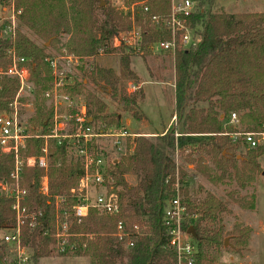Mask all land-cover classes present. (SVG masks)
Returning <instances> with one entry per match:
<instances>
[{
  "label": "trees",
  "instance_id": "1",
  "mask_svg": "<svg viewBox=\"0 0 264 264\" xmlns=\"http://www.w3.org/2000/svg\"><path fill=\"white\" fill-rule=\"evenodd\" d=\"M112 1L14 0L16 9H20L18 26L10 40L0 37V67L6 68L10 64L9 48L28 59L31 78L37 86L35 112L27 122L29 132L45 134L52 125V110L45 107L42 96L52 79L49 47L57 51L63 48L80 58L94 57L101 48L104 53H119L117 71L93 63L90 79L110 91L133 118L142 117L137 110L142 90L127 92L124 89L126 81H139L130 66L135 49L112 43L115 32L131 28V14L129 10L124 12L115 8ZM131 1L134 0H126V5ZM146 3L148 10L134 15V23L142 30L139 44L142 51L149 50L148 46L154 41L171 38L162 21L170 12V0H146ZM203 3L207 4L206 9L202 7ZM198 6L188 23L194 30L193 36L199 35V41L182 47L176 40L172 54L174 111L181 123L182 134L175 138V128H169L157 136L158 143L141 135L132 142L127 139L125 152L118 158L113 157L114 160L105 166L104 184L108 190L116 192L123 203L119 214H105L90 207L80 221L71 215L70 206L75 199L71 197L70 189L78 186L83 164L64 144L55 140L48 143L49 196L40 192L44 169L37 165L23 166L22 183L27 189L23 204L28 216L20 228V242L30 253L32 263L57 250L63 256H86L88 264H177L176 253L168 244L169 228L163 218L166 201L175 197L176 188L187 212L195 215L182 224L184 230L192 227L190 237L196 249L194 264L214 261V254L224 243L220 215L226 210V204L211 192L201 197L192 194L185 169L176 164L169 152L178 149L179 143L181 147L189 143L192 151L205 154L217 170V178L231 170L241 187L253 179L255 173L262 172L258 158L264 153L263 144L249 148L241 139L234 142L221 133L234 130L230 125L224 126L232 112L238 115L243 130H264V12L229 13L217 7L214 0H198ZM152 15L159 16L158 25L151 22ZM84 85V79L74 78L67 91L83 94ZM17 87L15 78L0 74V111L9 109ZM86 101L92 122L106 127L121 126L118 112L108 111L106 103L97 94L88 93ZM200 102L205 105H198ZM43 145V138L30 137L20 152L24 157L39 156ZM95 150L100 151L99 148ZM13 161L12 153L0 150V182L10 180ZM195 162V168L201 174L211 179L215 177L210 166L204 164L203 156H198ZM127 173L139 177L135 185L126 181ZM56 196L63 198L59 203V218L68 223L69 236L62 250L53 236L57 220ZM123 199H127L125 204ZM12 202V197L0 190V233L15 223ZM119 220L130 234L123 240L114 234ZM133 223L140 225V234L131 231ZM250 231L248 227H235L228 233L232 238L226 249L242 251ZM128 240L132 241L131 246L125 245ZM4 244L0 239V261Z\"/></svg>",
  "mask_w": 264,
  "mask_h": 264
},
{
  "label": "built area",
  "instance_id": "2",
  "mask_svg": "<svg viewBox=\"0 0 264 264\" xmlns=\"http://www.w3.org/2000/svg\"><path fill=\"white\" fill-rule=\"evenodd\" d=\"M5 5L2 7V24L0 29V37L10 40L14 34V30L18 23V14L20 9H16L14 0H1ZM198 6L197 0H170V12L162 21L166 28L170 31L171 38L169 40H159L153 44L160 50L174 52L176 40L182 47H187L190 43L199 41V35L193 36V28L188 23V18L192 15L195 7ZM120 9L126 12L130 11L131 28L128 31L116 32V36L120 33L118 40L121 44H130L131 48L139 50L141 40V28L134 23L135 13L145 12L148 10L146 0H134L126 5V0H121ZM151 22L159 24L160 19L157 15L151 16ZM62 52L57 56L49 58L51 66L52 79L48 82L47 88L42 95L50 104L52 110V125L49 131L45 134H33L28 131L26 125L19 120L16 110V99L22 91L27 93L33 91L34 83L31 78L28 60L23 56H18L13 48L7 50L10 56V64L6 68L0 69V74L9 78H15L18 82V87L15 93V98L9 104L10 109L0 113V150L4 153L13 154V167L9 174V182H0V190L13 199L12 209L15 212L14 225L1 233L0 239L7 245L11 246L13 252L14 264H28L30 255L25 247L20 242V228L24 223V218L28 216L24 206L26 187L22 184V168L24 165H37L44 169L45 174L41 178L40 192L49 196V181L47 169L49 164V141L55 140L58 144H64L77 155L83 164V173L79 178L78 186L70 189V195L75 201L70 206L71 215L80 221L86 216L90 207L97 208L101 213L119 214L123 203L120 202L116 192L108 190L104 184L103 171L105 164L101 154L95 149L106 150L105 146L100 144L101 139H106L110 146L121 153L126 150L127 139L130 142L137 136L138 133H132L126 128L105 126L92 122V118L88 113L89 106L81 96V94H71L67 91V86L72 84V79L67 72L70 68H61L60 59L72 61V64L78 66L81 58L73 53L67 52L62 48ZM98 52H102L99 49ZM63 65V64H62ZM64 66V65H63ZM138 88L137 84H129V91ZM91 118V120H89ZM238 116L232 112L229 119L224 123V126L230 125L234 128L233 131H224L221 134L228 135L232 141L241 139L242 142L249 148L260 145V139L264 137L262 131H245L235 126L238 122ZM163 132L162 134H164ZM161 134V135H162ZM175 136L180 135L177 131ZM39 137L43 138L44 145L42 153L39 156L24 157L20 149L25 146L27 138ZM132 147V146H131ZM106 151H104L105 153ZM114 154V151H111ZM103 154V152H102ZM112 156L111 159H113ZM114 160V159H113ZM102 188L103 190L96 193L94 199L90 200V190ZM63 200L62 197H55L56 209V225L53 236L56 238L57 247L62 250L69 236L67 232L68 223L66 220L59 218V203ZM32 216V214H30ZM195 215L187 212L185 205L181 202V197L176 188L175 197L168 199L164 207V221L168 226L169 246L176 253L177 264H194L195 261V245L192 242L188 230L182 227L183 222ZM131 231L140 234L141 227L137 223H133ZM114 234L119 240L128 238L129 231H126L122 220L116 224ZM126 246H131L132 241H126Z\"/></svg>",
  "mask_w": 264,
  "mask_h": 264
},
{
  "label": "rangeland",
  "instance_id": "3",
  "mask_svg": "<svg viewBox=\"0 0 264 264\" xmlns=\"http://www.w3.org/2000/svg\"><path fill=\"white\" fill-rule=\"evenodd\" d=\"M112 3L115 8L120 9L121 0H113ZM214 3L217 5V7L222 8L224 11L229 13H242L252 11L264 12V0H214ZM4 6L5 5L0 0V29L3 26L2 15L4 13L2 11V7ZM202 7L206 9L207 4L203 3ZM128 30H119L117 32ZM22 31H24L36 42L41 43V40H38L27 29L22 28ZM120 33L117 36L115 35L116 32L114 33V37L112 40L113 45H124L126 49H129L132 45L130 46V44L127 43L121 44L119 42L118 37L121 36ZM63 39L64 35L61 37V40ZM155 42L156 41L152 42L148 46L149 50L142 51L139 48V50H135L134 54L131 55L130 66L133 69L134 73L138 76L139 81H126L124 84V89L127 92H133L137 90L135 89L133 91H129V84L134 83L139 85L138 83L140 82L141 78L138 74L143 76V78L146 79L143 85L145 98L142 97L144 93L142 96L140 95V97L138 98L137 110L139 112H141L142 110V112H144L148 116L151 122V127L156 130H161L162 125L166 124L172 116V120L169 126L163 132H166L169 128H175L178 133L182 134L181 123L178 122L174 111V64L172 56L174 52L160 50L156 46L153 47V44ZM46 44L48 46V43ZM48 50L51 53V56H57L60 53H63L62 49H60V51H57L49 47ZM72 61L73 60L68 61L66 59H60L59 63H62L64 65L63 66L62 64H60V67L66 68L67 70L70 68V71L67 72V75H69L72 80L74 78L84 79L85 85L83 94H81V96L85 99V101L86 95L88 93H95L106 103V109L108 111H116L122 114V120H120L121 125H125L124 119L127 116L131 120L135 119L129 112L122 109V106L118 102V99L113 98L110 91H105L102 87L94 84L90 79V73L93 63L98 64L104 68H111L117 71L119 63V53H104L102 49V52H98V54L94 57L81 58L80 64L78 66L72 64ZM2 68L3 67H0V69ZM143 68H147V71H145V69L143 70ZM136 71L138 74L136 73ZM155 80H158V82L160 83H152V81ZM140 86L141 85H139L138 88ZM36 88L37 86L34 85L33 91L29 93L22 91L16 99V110L19 116V120L23 123V125L25 124L26 127L28 120L35 112L34 92ZM139 91H141V89ZM44 105L45 107L50 108V104L46 101V99ZM198 105L204 106L205 103L200 102L198 103ZM87 106H89L88 103ZM8 110L0 111V113L4 111L7 112ZM222 116L223 115H221L220 118ZM135 123L136 122L132 120L131 124L128 125L130 130H133L135 128ZM235 126L243 130V126L239 123V121L235 122ZM131 132H140L139 134H143L141 131ZM159 135H161L160 132H158L154 136L147 135V138H150L154 142L158 143L159 141L157 139V136ZM206 135H204V137H208ZM179 136L180 135H174L175 138ZM196 138H200L199 135H196ZM201 138H203V136H201ZM100 144L102 146H105L106 148V150H104L106 152L103 154V150L98 151V153L101 154L103 158L105 166H108L112 161V156L118 158L120 154H122L121 152L114 150L106 139H101ZM261 144L264 145V137L260 139V145ZM183 145L184 146L181 147L179 143L178 149L176 148L175 150L170 151L169 154L175 160L176 164L182 166L185 169L189 191L193 192L192 194L196 193L195 195H197L198 197L203 196L206 192H211L216 197L223 200L226 204V210L220 215L222 224L224 226L225 234L223 238L225 239V245L223 243L220 251L214 254V261L211 264H264V153L258 158L262 172L255 173L253 179L248 181L244 187H241L234 179L233 171L230 170L229 173H227L228 176L225 175L224 177L217 178V170H215L205 154H201L198 151H192V146L189 143L186 145L184 143ZM111 151H114L115 153L112 154ZM198 156H203L204 164L210 166L211 173L215 174V177L213 179H211L209 176L201 174L198 170H196L195 159ZM189 159H191V161H188ZM125 179L129 184L135 185L138 182L139 177L131 173H127L125 174ZM6 182L9 181L6 180ZM102 190V188L97 189V191H95L94 189L90 190V200L92 201L96 193ZM123 202L125 204L127 202V199H123ZM235 227H248L251 230L246 239V243L242 251L240 252H234L226 249L228 246H230V241L232 238V235H229L228 233L233 231ZM188 234L190 235L189 232ZM2 247L4 255L1 258L0 264H14L11 246L4 244ZM59 253L60 252L56 250L51 256L42 257L35 263H32L29 258L28 264H88V257L86 256H73L71 254L63 256Z\"/></svg>",
  "mask_w": 264,
  "mask_h": 264
},
{
  "label": "crops",
  "instance_id": "4",
  "mask_svg": "<svg viewBox=\"0 0 264 264\" xmlns=\"http://www.w3.org/2000/svg\"><path fill=\"white\" fill-rule=\"evenodd\" d=\"M144 69H145V71H147V68H143V70ZM136 73H137V71H136ZM138 75L141 78V80H140V82L138 84L141 85V86L139 88H137V89H141L143 91V93H144L143 98H145L144 97L145 96V92L143 90L144 89V86L143 85H144V81H146V79L143 78V76H141L140 74H138ZM152 83H160V82H158V80H155V81H152ZM140 113L142 114V117L140 119H132V120H134V122H136L135 123V128L133 130H130L129 129V126L128 125L131 124V121L132 120L128 116L125 117V119H124V121H125L124 124L125 125L122 124V127L126 128L130 132L131 131H141L143 134H140V135H143V136H147V135L148 136H154L158 132H160V134H162V132L166 130V128L169 126V124H170V122L172 120V116H171L170 119L168 120V122L166 124H163L162 125V129L161 130H156V129H153L151 127V125H150L151 122H150L148 116L144 112H142V110H141ZM118 116H119L120 120H122V114L118 112ZM132 133H134V132H132Z\"/></svg>",
  "mask_w": 264,
  "mask_h": 264
},
{
  "label": "water",
  "instance_id": "5",
  "mask_svg": "<svg viewBox=\"0 0 264 264\" xmlns=\"http://www.w3.org/2000/svg\"><path fill=\"white\" fill-rule=\"evenodd\" d=\"M102 3H103V2H102ZM89 120H91V118H89ZM191 230H192V227H190V228L188 229V232L190 233ZM224 245H225V239H224Z\"/></svg>",
  "mask_w": 264,
  "mask_h": 264
}]
</instances>
